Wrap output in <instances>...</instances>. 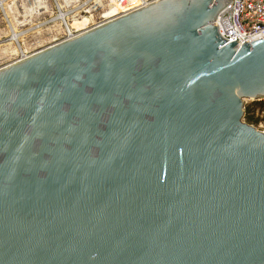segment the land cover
Instances as JSON below:
<instances>
[{
    "label": "water",
    "instance_id": "water-1",
    "mask_svg": "<svg viewBox=\"0 0 264 264\" xmlns=\"http://www.w3.org/2000/svg\"><path fill=\"white\" fill-rule=\"evenodd\" d=\"M232 0H158L0 69V264H264V40Z\"/></svg>",
    "mask_w": 264,
    "mask_h": 264
},
{
    "label": "rangeland",
    "instance_id": "rangeland-1",
    "mask_svg": "<svg viewBox=\"0 0 264 264\" xmlns=\"http://www.w3.org/2000/svg\"><path fill=\"white\" fill-rule=\"evenodd\" d=\"M4 1H5V5H7L5 8L7 10L8 5L12 4L14 1L22 2L24 0H4ZM136 1L137 0H123V1L119 0L118 4L123 2L125 8L129 9L125 13H129L133 9H136L134 8L135 5L137 4ZM146 1L153 2V0H146ZM68 2H69L68 3L69 7H67L66 3H64L63 1L58 2V0H47V2L45 3L46 8L44 7L43 9L44 14L42 16H35L33 18H30L31 22L26 26L18 25L14 23L15 27H19L18 29L17 28L15 29V35L17 36L16 40L15 38L11 39L13 35L11 33V28H10L11 26L10 17L9 18L5 17L3 11H0V28L3 30L2 32H0V42H2L0 43V67L6 65L10 60L15 58L18 54H20L21 53L20 51L22 50L24 56L33 55L41 50H44L60 42L62 40V36L64 32L66 31L78 32V30L75 29L66 30L63 26L62 21L56 20V17H58L59 15V10H57V5L59 6L60 4H64L65 8H63V11H67V12L71 11L74 13L71 16H69L70 18L68 17V23H71L70 21L72 17H74V15L77 14L81 16L83 15L89 16L91 19V23L96 22L103 18L104 20H106L108 17L113 16V13L109 11L111 7V3L109 0H79L78 2L74 0H69ZM86 10H91V14L89 15L82 13ZM105 11H108L107 12L108 16L104 15ZM121 15L122 14L117 15L112 19H115ZM19 20L22 21V19ZM4 48H7V50L3 51ZM252 104L253 101H249V100L246 101L245 108L247 109L248 107H251ZM250 115L254 116V120L251 121V123L249 124L253 125L260 131H264V117L258 114V109L255 108L252 109Z\"/></svg>",
    "mask_w": 264,
    "mask_h": 264
},
{
    "label": "built area",
    "instance_id": "built-area-1",
    "mask_svg": "<svg viewBox=\"0 0 264 264\" xmlns=\"http://www.w3.org/2000/svg\"><path fill=\"white\" fill-rule=\"evenodd\" d=\"M152 3L142 4L135 11ZM223 12L224 14H220L217 24L220 35L224 40L230 43L238 41L239 47L247 42L252 43L261 39L264 40V0H232ZM104 23H106V20L103 18L90 23V27L94 29ZM74 37L73 32L66 31L62 36V40L58 43ZM23 60H26V57H24L23 53H20L6 65L0 67V69ZM258 114L264 117V110L260 112L258 109Z\"/></svg>",
    "mask_w": 264,
    "mask_h": 264
},
{
    "label": "bare ground",
    "instance_id": "bare-ground-1",
    "mask_svg": "<svg viewBox=\"0 0 264 264\" xmlns=\"http://www.w3.org/2000/svg\"><path fill=\"white\" fill-rule=\"evenodd\" d=\"M60 1H63L64 3H66L67 7H69V5H68L69 0H58V2H60ZM74 1L78 2L79 0H74ZM109 1L111 3V7H110L109 11H111L113 13V16L108 17L106 19V21L109 19H112L113 17L120 15V14H122L121 16L128 14L125 12H127L129 9L125 8V6L123 5L124 4L123 2L118 4L119 0H109ZM157 1L158 0H153V3L157 2ZM46 2H47V0H24L22 2L14 1L12 4L8 5V8L6 10L5 8L7 5H5V1L4 0L0 1V11H3L5 17H7V18L10 17V19H11V22L9 21L11 23L10 28H11V33L13 35L11 39H14V38H15V40L17 39L16 38L17 36L15 35V29L16 28L18 29L19 27H15L14 23H16L18 25H23V26L30 24V22H31L30 18H33L35 16H42L44 14L43 9H44V7L46 8V5H45ZM136 2H137V4L135 5L134 8H137L138 6H140L142 4H148L149 2H152V1L137 0ZM60 5H61V7H60ZM60 5L59 6L57 5V10H59V15H58V17H56V20L62 21L63 26L66 30H70V29L78 30V32H75V33L73 32L75 37H78L82 33L88 32L89 30L92 29L91 27H89L90 23H91V19L89 16H86V15L85 16L84 15L81 16L79 14L74 15V17H72V19L70 21L71 23H68V17L74 13L71 11H69V12L63 11V8H65V6H64V4H60ZM133 11H135V9H133L131 12H133ZM107 12L108 11L104 12L105 16H108ZM131 12H129V13H131ZM82 13L90 15L91 10H86ZM222 14H224V12H222ZM119 17H117V18H119ZM19 19H22V21H20ZM112 20H114V19H112ZM109 21H111V20H109ZM109 21H107V22H109ZM12 23H13V25H12ZM2 31L3 30L0 28V32H2ZM7 42H8V40H7ZM0 43H2V42H0ZM52 47H53V45H52ZM6 50H7V48L3 49V51H6ZM22 51H20V52L22 53ZM31 56L32 55H25L24 57H26V59H27Z\"/></svg>",
    "mask_w": 264,
    "mask_h": 264
},
{
    "label": "trees",
    "instance_id": "trees-1",
    "mask_svg": "<svg viewBox=\"0 0 264 264\" xmlns=\"http://www.w3.org/2000/svg\"><path fill=\"white\" fill-rule=\"evenodd\" d=\"M252 107H254L255 109H259L260 112L263 111L264 110V100L263 101L253 102V104L251 105V107H248L246 109L245 119L248 122V124L251 123V121L254 120V116L253 115H250L251 110L254 109Z\"/></svg>",
    "mask_w": 264,
    "mask_h": 264
}]
</instances>
